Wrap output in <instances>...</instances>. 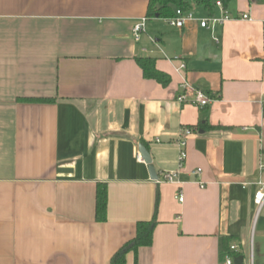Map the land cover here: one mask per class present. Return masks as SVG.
<instances>
[{
    "label": "crops",
    "instance_id": "obj_1",
    "mask_svg": "<svg viewBox=\"0 0 264 264\" xmlns=\"http://www.w3.org/2000/svg\"><path fill=\"white\" fill-rule=\"evenodd\" d=\"M147 2L0 0V264H111L153 217L152 244L125 264H221V238L246 246L264 156V0H232L227 12L250 19L218 27L217 42L197 21L178 30L162 18L135 42ZM158 19L168 29L152 34ZM136 57L153 58L169 85L144 78ZM183 82L209 104L180 102ZM185 127L196 132L179 167ZM139 144L157 175L179 171V183L152 180Z\"/></svg>",
    "mask_w": 264,
    "mask_h": 264
},
{
    "label": "trees",
    "instance_id": "obj_2",
    "mask_svg": "<svg viewBox=\"0 0 264 264\" xmlns=\"http://www.w3.org/2000/svg\"><path fill=\"white\" fill-rule=\"evenodd\" d=\"M219 1L222 7L227 10L232 0H148L146 9V18L167 19L175 15V10L180 9L183 12L189 11L193 6L201 9L206 15L216 14V2ZM261 1V0H256ZM135 61L146 79H152L163 87H167L171 81L170 76L158 70L155 67V60L151 57H136ZM209 94V93H208ZM207 96L210 98L211 95ZM52 98H24L22 102H53ZM202 129L220 128L221 126H212L207 123L201 124ZM191 128V127H189ZM107 214V187L105 183H97L95 189L94 218L97 222H104ZM157 221L155 217L147 221H138L135 227V234L132 239L124 243L117 252L114 253L110 262L111 264H125V256L129 252L136 253L140 247H148L152 244L153 231ZM232 237L220 240L219 243V260L224 262L227 257H236L242 255L240 249L234 250L230 246ZM256 264V263H254Z\"/></svg>",
    "mask_w": 264,
    "mask_h": 264
},
{
    "label": "built area",
    "instance_id": "obj_3",
    "mask_svg": "<svg viewBox=\"0 0 264 264\" xmlns=\"http://www.w3.org/2000/svg\"><path fill=\"white\" fill-rule=\"evenodd\" d=\"M216 7H218L220 13L219 15H207L206 17H200L199 13L195 10L191 9L189 11L183 12L180 9L175 10V15L171 18L165 19V21L168 23L169 26L176 28L178 30L183 29L187 22L189 21H197L199 26L201 28H204L206 30H209L211 34L214 37V40L217 42L218 39L215 35V31L218 27L222 26L227 21L231 20H249L250 17L247 13L242 14L240 17H232L227 10H225L221 3L219 1L216 2ZM147 21L148 19L145 17H142L138 19L133 27H132V35L133 40L135 42H139L141 39L142 34L146 32L147 28ZM184 68V64H181L178 69ZM184 93L178 97V100L180 102H190L191 104L198 105L201 107L207 106L211 99L207 96L206 93H204L200 89L192 88L190 87L186 82H183L181 85ZM190 96V98H188ZM193 129L189 127L182 128L178 137L176 144L179 149V167H182L184 161L187 157L186 152V144H187V138L191 136L193 133H195ZM140 160L142 159L139 155L138 157ZM257 170L259 171V178L255 182L256 191L253 196V202L256 208L255 217L259 214L261 208L264 205V156L261 155L258 161ZM201 171L200 168H197L193 170L191 173L193 175H197ZM178 173L179 171H163L158 173L157 179L154 181L157 183H169V184H178ZM199 186H202V183L197 181ZM248 183H243L244 187H247ZM179 201H182V192H179ZM231 249L237 250L239 249V246L237 244H232L230 246ZM221 264H233V257H227L224 262ZM251 264H253L251 262Z\"/></svg>",
    "mask_w": 264,
    "mask_h": 264
},
{
    "label": "rangeland",
    "instance_id": "obj_4",
    "mask_svg": "<svg viewBox=\"0 0 264 264\" xmlns=\"http://www.w3.org/2000/svg\"><path fill=\"white\" fill-rule=\"evenodd\" d=\"M198 12L200 17L204 18L207 16L201 9H198ZM167 27V24L162 19H158L154 25L149 26L148 30L152 34H156V32H164V30L168 29ZM254 222L255 226L253 227V232H251L247 239V244L242 250V255L244 256V260L246 262L251 259L254 263H260L264 262V236L255 235V227L260 229V227L264 225V207L261 209L259 214L254 217Z\"/></svg>",
    "mask_w": 264,
    "mask_h": 264
},
{
    "label": "water",
    "instance_id": "obj_5",
    "mask_svg": "<svg viewBox=\"0 0 264 264\" xmlns=\"http://www.w3.org/2000/svg\"><path fill=\"white\" fill-rule=\"evenodd\" d=\"M138 150H139L144 162L147 164V168L149 171L150 178L152 180L157 179V172L154 169L153 164L151 163V157H150L148 150L145 148V146L143 144H139ZM233 264H243V256L239 255V256L234 257L233 258Z\"/></svg>",
    "mask_w": 264,
    "mask_h": 264
}]
</instances>
